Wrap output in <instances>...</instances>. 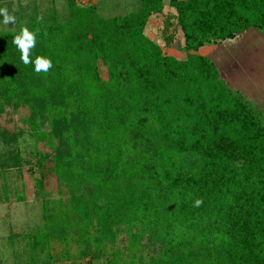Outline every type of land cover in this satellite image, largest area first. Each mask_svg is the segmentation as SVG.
Segmentation results:
<instances>
[{
  "label": "trees",
  "instance_id": "obj_1",
  "mask_svg": "<svg viewBox=\"0 0 264 264\" xmlns=\"http://www.w3.org/2000/svg\"><path fill=\"white\" fill-rule=\"evenodd\" d=\"M54 1L0 0L16 18L0 15V118L19 114L0 124V190L20 199L8 178L24 170L58 192L16 235V264H264V114L199 53L264 30V0H168L166 16L163 0H134L108 17ZM162 15L180 56L145 33ZM24 27L36 37L27 65L13 43ZM37 57L52 67L37 73Z\"/></svg>",
  "mask_w": 264,
  "mask_h": 264
},
{
  "label": "rangeland",
  "instance_id": "obj_2",
  "mask_svg": "<svg viewBox=\"0 0 264 264\" xmlns=\"http://www.w3.org/2000/svg\"><path fill=\"white\" fill-rule=\"evenodd\" d=\"M48 3V0H40ZM79 4H96L97 11L101 16L108 17L123 15L134 8V0H77ZM54 6L61 12L65 10L63 0H55ZM164 15L172 13L168 0H163ZM151 17L145 27V33L157 41L165 54L180 56L182 53L175 49L165 47L161 40L162 19L165 17ZM177 29L174 31V38L179 39L181 35ZM202 55L209 56L220 69L232 89L240 91L253 104L258 106L264 114V30L253 29L246 32L242 37L222 42L221 44H207L199 50ZM99 69L103 77L106 72L101 63ZM19 114H3L0 124L11 128L13 123H18ZM26 142V145L24 143ZM33 139L26 137L20 145L22 155L25 156L33 148ZM37 148L47 149L40 143L34 145ZM33 162V159H31ZM24 169V168H23ZM8 182L15 181L18 186L19 195L13 193L14 189L9 188L4 198L0 190V264H16L13 251L22 252V239L16 235L25 234L27 229H32L40 222L42 213V197H56L58 195L54 178L48 180L44 190L40 191L34 185L35 179L26 171L21 173L13 171ZM10 179V181H9ZM19 199V200H18ZM13 244V248L9 245ZM24 244V243H23ZM53 252L62 249L56 242H52ZM73 252V251H72ZM22 256L23 253H20ZM74 261L61 260L56 264H70ZM76 263H81L76 261Z\"/></svg>",
  "mask_w": 264,
  "mask_h": 264
},
{
  "label": "clouds",
  "instance_id": "obj_3",
  "mask_svg": "<svg viewBox=\"0 0 264 264\" xmlns=\"http://www.w3.org/2000/svg\"><path fill=\"white\" fill-rule=\"evenodd\" d=\"M0 15H3L4 20L3 23L5 25L12 23L15 24L16 18L14 15L9 14L7 7L0 8ZM37 20H42V17H37ZM13 43L18 47L21 52V60L25 65L31 63L29 59L30 49L35 47L36 37L33 32H30L28 28L24 27L21 30L20 35H17L13 39ZM52 67V62L50 59H46L44 57H37L35 60V71L39 72H47ZM202 199H197L194 202L195 207H200L202 205Z\"/></svg>",
  "mask_w": 264,
  "mask_h": 264
}]
</instances>
